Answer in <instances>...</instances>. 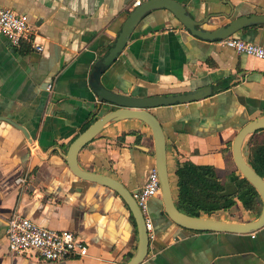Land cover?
Here are the masks:
<instances>
[{
  "label": "crops",
  "instance_id": "obj_1",
  "mask_svg": "<svg viewBox=\"0 0 264 264\" xmlns=\"http://www.w3.org/2000/svg\"><path fill=\"white\" fill-rule=\"evenodd\" d=\"M134 1L0 0V7L28 14L44 45L41 51L29 41L14 47L0 35V116L29 133L0 119V264H126L135 253L138 229L126 201L113 188L76 175L65 158L98 103L89 81L92 68L113 45ZM179 1L198 19L209 17L206 29L264 13V0ZM235 35L264 44V24ZM102 81L136 95L201 89L203 98L151 109L166 131L173 198L178 204L179 164L213 165L224 184L222 193L233 195L235 202L201 216L231 222L259 216L262 203L247 209L237 195L236 181L244 176L232 144L248 121L264 116V59L198 37L160 8L140 20ZM254 142L264 143V129L250 137L249 151ZM154 148L151 128L140 119L125 118L107 123L81 149L79 162L135 191L155 165ZM164 209L162 193L151 197L154 236L143 264H264V227L252 231L255 236L189 229ZM16 213L48 228L74 231L86 241L88 254L48 261L11 251L6 230Z\"/></svg>",
  "mask_w": 264,
  "mask_h": 264
},
{
  "label": "water",
  "instance_id": "obj_2",
  "mask_svg": "<svg viewBox=\"0 0 264 264\" xmlns=\"http://www.w3.org/2000/svg\"><path fill=\"white\" fill-rule=\"evenodd\" d=\"M164 8L173 15L194 35L208 40H221L235 35L238 30L253 24H264V13H252L231 19L229 22L216 27L206 29L203 25L209 22L207 19H198L188 7L179 0H144L140 5L132 9L107 53L96 61L90 73V84L98 97V103L93 113L94 121L81 130L70 143L65 154L72 171L82 179L107 185L117 191L128 204L137 224L138 246L135 253L126 264H139L143 262L149 252L151 238L149 236L143 212L138 205L134 191L116 178L95 172L81 166L79 153L95 136H97L107 123L125 118H137L145 122L152 130L155 141V165L160 174L161 193L168 216L177 224L196 230H215L225 232L248 233L264 227V177L248 161L250 137L257 131L264 129V116L248 121L237 133L233 140L232 151L234 161L250 183L257 189L262 198V210L259 216L247 222L224 221L213 217L194 216L182 211L175 202L172 194L167 161L166 131L158 116L151 110L156 106L170 105L177 102H189L204 97L201 89L186 92L136 95L129 91L120 92L107 87L102 81L105 70L119 57L132 37L140 20L151 10ZM213 23V22H212ZM108 109L104 111L105 105ZM21 128L27 136L29 133L23 125L17 121L0 116Z\"/></svg>",
  "mask_w": 264,
  "mask_h": 264
},
{
  "label": "built area",
  "instance_id": "obj_3",
  "mask_svg": "<svg viewBox=\"0 0 264 264\" xmlns=\"http://www.w3.org/2000/svg\"><path fill=\"white\" fill-rule=\"evenodd\" d=\"M133 4L134 6L140 5L141 0H135ZM0 35L8 39L14 47H19L23 42L29 41L31 46L38 51L44 48L43 43L37 38L38 33L28 14L11 7H0ZM220 43L238 53L264 59V44L234 36L221 39ZM53 89L54 83L51 82L47 85V90L52 91ZM159 193H161L160 174L154 165L144 185L134 191V197L143 212L150 238L154 236V226L149 212V201L151 197ZM6 234L10 249L15 253L35 254L48 261H60L75 255L88 254L86 241L74 231L42 226L21 213L13 214L8 219ZM252 235L255 236L256 233L252 232Z\"/></svg>",
  "mask_w": 264,
  "mask_h": 264
},
{
  "label": "trees",
  "instance_id": "obj_4",
  "mask_svg": "<svg viewBox=\"0 0 264 264\" xmlns=\"http://www.w3.org/2000/svg\"><path fill=\"white\" fill-rule=\"evenodd\" d=\"M93 116V114H92ZM94 121L91 117L84 129ZM263 130V129H261ZM248 161L264 177V143L254 142L250 146ZM179 185L178 207L194 216L202 213L229 209L234 204L233 195L223 194L224 184L213 165H199L192 161L179 164L176 170ZM238 196L247 209H257L262 198L246 177L238 178Z\"/></svg>",
  "mask_w": 264,
  "mask_h": 264
},
{
  "label": "bare ground",
  "instance_id": "obj_5",
  "mask_svg": "<svg viewBox=\"0 0 264 264\" xmlns=\"http://www.w3.org/2000/svg\"><path fill=\"white\" fill-rule=\"evenodd\" d=\"M176 186V185H175ZM173 187H174V184H173Z\"/></svg>",
  "mask_w": 264,
  "mask_h": 264
}]
</instances>
